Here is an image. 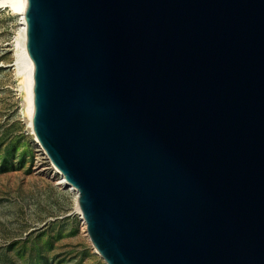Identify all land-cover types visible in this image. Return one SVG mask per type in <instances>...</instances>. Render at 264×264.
<instances>
[{
  "label": "water",
  "instance_id": "water-1",
  "mask_svg": "<svg viewBox=\"0 0 264 264\" xmlns=\"http://www.w3.org/2000/svg\"><path fill=\"white\" fill-rule=\"evenodd\" d=\"M17 1L36 138L106 263L264 264V0Z\"/></svg>",
  "mask_w": 264,
  "mask_h": 264
},
{
  "label": "rangeland",
  "instance_id": "rangeland-1",
  "mask_svg": "<svg viewBox=\"0 0 264 264\" xmlns=\"http://www.w3.org/2000/svg\"><path fill=\"white\" fill-rule=\"evenodd\" d=\"M22 15L0 8V264H107L28 123Z\"/></svg>",
  "mask_w": 264,
  "mask_h": 264
},
{
  "label": "bare ground",
  "instance_id": "bare-ground-1",
  "mask_svg": "<svg viewBox=\"0 0 264 264\" xmlns=\"http://www.w3.org/2000/svg\"><path fill=\"white\" fill-rule=\"evenodd\" d=\"M10 6L14 12L22 15V26L20 28L19 34L17 36V44L20 48V57L26 62L28 68V76H27V112H28V123L31 128L32 133L36 136L34 131V113H35V66L32 63L31 59L28 56V48H27V9L17 0H0V6ZM44 151V150H43ZM53 166V165H52ZM54 167V166H53ZM60 174V173H58ZM63 186H67L73 191L76 192V202H77V211L80 217L83 219L82 212L79 206L80 194L75 190L73 186H70L62 174H60V179L58 181ZM84 220V219H83ZM87 229V226H86ZM88 232V230H87ZM89 234V233H88ZM95 247V246H94ZM96 249V247H95ZM97 250V249H96ZM98 252V251H97Z\"/></svg>",
  "mask_w": 264,
  "mask_h": 264
}]
</instances>
